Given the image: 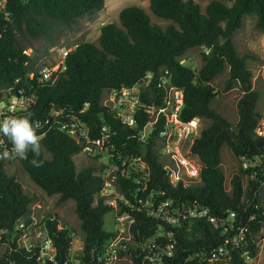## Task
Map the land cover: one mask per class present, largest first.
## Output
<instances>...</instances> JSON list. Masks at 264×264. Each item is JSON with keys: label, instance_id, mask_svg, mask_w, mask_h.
Returning a JSON list of instances; mask_svg holds the SVG:
<instances>
[{"label": "trees", "instance_id": "obj_1", "mask_svg": "<svg viewBox=\"0 0 264 264\" xmlns=\"http://www.w3.org/2000/svg\"><path fill=\"white\" fill-rule=\"evenodd\" d=\"M103 5L104 0H6L8 17L0 13V91L22 89L26 94H36V104L28 113L19 115L31 113V123L34 118H47L48 107L53 106L63 109L68 116H81L91 127L92 138L99 136L102 126L106 125L115 150L124 155H139L146 150L144 156L151 166L150 186L155 191H164L162 199H177L180 220L176 227L163 225L142 210L121 202L119 213L125 211L134 217L133 243L127 244L132 264H148L145 259L148 249L143 245L149 239L156 245L173 244L169 264H197L202 251L224 241L220 231L232 234L245 223L250 227L248 242L233 250L229 248L231 257L226 264H249L243 254L250 258L256 256V236L264 225L261 202L264 135L257 132L261 119L257 108L260 95L252 86L246 57L237 53L232 35L242 26L245 15L254 16L256 27L264 31V0H211L204 12L194 0H150L152 14L169 21L163 28L152 24L141 7L126 6L119 12V25L109 22L100 26L97 44L85 42L71 50L66 57V69L53 84L39 82L35 62L28 52L33 47L32 42L48 35L50 22L69 27ZM195 47L206 49L201 52L202 65L198 69L181 63V57ZM225 67H228V78L224 89L237 85L241 92L235 123L212 106L217 90L211 81ZM165 70L171 75V83L183 93L181 119L190 121L198 117L209 122L190 146L192 155L200 163V181L186 187L182 183L171 187L152 149L153 143L141 147L137 141V129L145 122V115L136 116L137 127L131 129L113 111L101 105L105 91L130 87L147 73H153L154 78L143 94L144 100L148 104H159L165 91L156 87L155 76ZM33 72L34 76L29 78ZM85 104L88 106L80 114ZM35 130L37 134L41 132V129ZM40 143L41 154L36 159L43 161L42 166L31 165V151L27 159L9 161L17 163L46 194H58L61 202L74 201L83 241L81 252L74 258L79 264H104L102 252L116 234L105 220L114 209L97 196L102 185L99 172L105 162L91 159L77 169L74 158L81 152V146L61 132H47ZM224 146L237 159L248 163L231 177L229 190L220 167V152ZM6 164L0 160V246H4L0 264H39L35 249L18 247L14 236L16 225L30 222L31 204L37 198L23 190L16 175L6 170ZM244 177L247 178L245 185ZM133 187L131 181L121 184L128 198L131 196L126 188ZM194 202L224 220L222 227L215 228L206 218L189 215L187 210H196ZM228 211L235 213L232 220L228 219ZM45 217L55 248L54 262L46 264L71 263L73 229L66 224L58 228L56 215L45 213Z\"/></svg>", "mask_w": 264, "mask_h": 264}, {"label": "built area", "instance_id": "obj_2", "mask_svg": "<svg viewBox=\"0 0 264 264\" xmlns=\"http://www.w3.org/2000/svg\"><path fill=\"white\" fill-rule=\"evenodd\" d=\"M0 13H4L5 18L8 17L6 0H0ZM71 50L73 49L63 48L60 51L59 60L54 65H43L39 69L37 68L38 81L53 84L66 69V57ZM33 76L34 72L29 74V78ZM153 78V73H147L130 87L105 91L101 97V105L108 107L123 124L131 129L137 127L136 116L145 115V122L137 129V141L141 147L153 143L152 149L162 164L169 185L176 187L182 183V186L186 187L196 184L200 181V163L192 155L190 146L196 137L194 134L196 133L197 120L184 121L181 119L180 114L184 105L183 93L171 83V75L167 70L155 76L156 87L165 91L161 102L148 104L144 100L143 94L147 88H150ZM36 99L35 93L26 94L22 89H17L16 92L10 89L0 91V119L9 115L19 116L28 113L36 104ZM87 106L88 104H85L79 113H84ZM32 125L35 129H41L38 136L44 137L49 131L66 134L80 144V153H86L89 160L105 162V167L99 172L102 185L97 196L103 198V203L113 207L112 224L116 234L102 252L104 264H110L111 258L120 259L119 252L125 251L128 243H133L131 227L134 217L125 211L119 213L121 202L136 210H142L148 216L161 221L163 225L176 227L179 224L180 204L177 199H162L164 191H155L150 186L151 166L144 156L145 149L139 155H124L115 150L113 139L106 125L102 126L99 136L92 138L90 136L91 127L81 116H68L63 109L53 106L48 107L47 118L44 120L34 118ZM182 144L188 145L187 154L179 152ZM11 148V142L0 135V154L4 151L11 152ZM190 155L197 159L198 167L191 163ZM13 159L0 160L8 162ZM247 164L243 160L244 168ZM126 181H131L134 184L132 189L126 188L131 196L129 198L121 188V184ZM193 204L196 206V210H187L189 215L204 217L215 228L222 227L224 220L211 215L206 207H199L196 202ZM234 216L233 211H228V219L232 220ZM57 227L62 228L59 224ZM14 229L17 230L14 236L18 247L25 250L35 249L39 264H46L47 261L54 262L55 248L53 240L48 234L45 214L39 220L31 215L29 223L20 222ZM249 231L250 227L247 223L236 228L232 234H226L225 230L220 231L221 236H224V241L212 249L202 251L198 256L197 264H226V260L231 257L229 248L233 250L246 244ZM161 233L159 232V235ZM73 234L74 232H71V236ZM255 243L258 250L264 252V225L256 236ZM144 246L148 249L145 253L148 264H169L168 257L173 256L172 243L161 246L156 245L153 239H149L144 243ZM108 250L109 258L106 257ZM243 256L247 262L251 259L247 254H243Z\"/></svg>", "mask_w": 264, "mask_h": 264}, {"label": "rangeland", "instance_id": "obj_3", "mask_svg": "<svg viewBox=\"0 0 264 264\" xmlns=\"http://www.w3.org/2000/svg\"><path fill=\"white\" fill-rule=\"evenodd\" d=\"M197 2L201 10L204 12L206 5L211 0H194ZM150 0H104V5L101 9L92 13L86 14L79 18L72 26L52 21L50 22L48 35L36 39L32 42L33 47L28 49V52L35 62V68H40L43 65H54L60 58V51L63 48L74 49L77 45L85 42L93 44L98 43L99 28L101 25L113 22L119 25V12L122 8L130 5L139 6L144 9L150 16L152 24L165 27L169 21L162 20L154 16L149 7ZM232 40L235 44L237 53L240 56L246 57V64L252 73V86L259 92V100L257 108L261 114V119L258 124L257 132L264 135V31L256 27V19L252 15H245L242 26L235 30L232 35ZM206 51L204 47H195L188 50L182 57L181 63L186 66L198 69L202 65L201 52ZM228 78V67L216 75L211 81V85L217 90V96L214 99L212 106L228 121L235 123L238 120L237 101L241 96L239 87L225 90V83ZM197 120L196 133L209 123L204 118H194ZM192 138V137H191ZM189 141V140H188ZM179 152L182 154L188 153V145L182 144ZM49 158V154H45ZM191 163L198 167L199 163L196 158L191 157ZM77 169L87 165L89 158L86 153H79L75 158ZM247 163V162H246ZM6 170L9 173H14L17 179L21 182L23 190L35 195L37 201L31 204V214L39 220L45 213L56 215L59 219V226L68 225L73 229V236L70 248L72 262L69 264H79L74 258L77 253L81 252L83 241L82 232L80 229V221L75 212V203L72 199L59 201V195H48L39 187H37L27 176V174L15 162L8 161ZM220 167L225 175V187L230 189L229 181L236 174L239 168H244L243 162L237 159L234 154L224 146L220 152ZM247 178L244 177V185ZM262 204H264V188L261 189ZM114 212L106 215L105 220L109 227H113ZM4 246H0V253ZM107 258L110 257L108 250ZM264 262V252L258 250L256 256L249 260V264H260ZM110 264H132L129 247L122 251L119 258H111Z\"/></svg>", "mask_w": 264, "mask_h": 264}, {"label": "clouds", "instance_id": "obj_4", "mask_svg": "<svg viewBox=\"0 0 264 264\" xmlns=\"http://www.w3.org/2000/svg\"><path fill=\"white\" fill-rule=\"evenodd\" d=\"M14 111V109H13ZM31 113L24 116H5L0 119V135L11 142V152L4 151L0 154V159H27L28 152L33 153L31 165L40 167L43 161L36 159L41 154V140L43 136H38L35 128L30 122Z\"/></svg>", "mask_w": 264, "mask_h": 264}]
</instances>
